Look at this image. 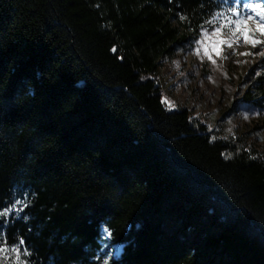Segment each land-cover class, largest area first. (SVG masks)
I'll return each mask as SVG.
<instances>
[{
	"label": "trees",
	"instance_id": "16d2710c",
	"mask_svg": "<svg viewBox=\"0 0 264 264\" xmlns=\"http://www.w3.org/2000/svg\"><path fill=\"white\" fill-rule=\"evenodd\" d=\"M231 8L0 0V238L23 264H264V153L169 109L158 82Z\"/></svg>",
	"mask_w": 264,
	"mask_h": 264
},
{
	"label": "rangeland",
	"instance_id": "374dc122",
	"mask_svg": "<svg viewBox=\"0 0 264 264\" xmlns=\"http://www.w3.org/2000/svg\"><path fill=\"white\" fill-rule=\"evenodd\" d=\"M236 2L241 15L250 14L244 7L246 4L264 6V0ZM229 14H217L171 58L159 59L158 82L162 85L163 101L166 99L174 105L171 108H187L195 121L214 131V138L228 140L235 150L264 153V56L257 54L264 51V47L254 49L240 40L231 49L222 45L219 55L211 52L215 29L225 23ZM226 31L222 29L221 39H227ZM205 47L209 48L211 60L204 55ZM198 48L199 55L196 54ZM245 52L253 55H240ZM104 237H109L107 232ZM0 248L8 249L0 252V264L17 263V254L22 259L18 246L0 243ZM104 248H107L106 262L112 256H119L122 246L106 244Z\"/></svg>",
	"mask_w": 264,
	"mask_h": 264
},
{
	"label": "snow or ice",
	"instance_id": "6c2138e0",
	"mask_svg": "<svg viewBox=\"0 0 264 264\" xmlns=\"http://www.w3.org/2000/svg\"><path fill=\"white\" fill-rule=\"evenodd\" d=\"M244 7L250 10V14L241 15L239 10L236 8H231L229 10L230 14L225 17V23L222 25H217L213 34L214 39L210 45L211 52H215L219 55L222 45H226L229 49H231L234 43L240 40H242L244 44L250 45L254 49L258 46L264 47V6L261 4H246ZM232 17L237 18L233 19ZM222 29L227 30L225 33V35H227V39H221ZM196 54H200L199 48L197 49ZM257 54L264 56V51H260ZM204 55L207 56L208 59H212L208 47L204 48ZM240 55L249 56L253 55V53L245 52L241 53ZM213 63H215V61H213ZM162 102L168 105L170 108L174 107V105H171L166 99ZM3 215H6V213ZM0 218H2V216H0ZM0 243H3L2 238H0ZM18 243L23 244V241H19ZM5 251H8V249L0 248V252ZM16 262L17 264H23L20 254H17Z\"/></svg>",
	"mask_w": 264,
	"mask_h": 264
}]
</instances>
